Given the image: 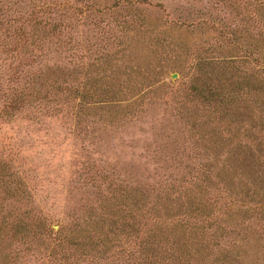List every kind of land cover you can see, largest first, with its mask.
I'll list each match as a JSON object with an SVG mask.
<instances>
[{
	"label": "rangeland",
	"instance_id": "obj_1",
	"mask_svg": "<svg viewBox=\"0 0 264 264\" xmlns=\"http://www.w3.org/2000/svg\"><path fill=\"white\" fill-rule=\"evenodd\" d=\"M0 264H264V0H0Z\"/></svg>",
	"mask_w": 264,
	"mask_h": 264
}]
</instances>
